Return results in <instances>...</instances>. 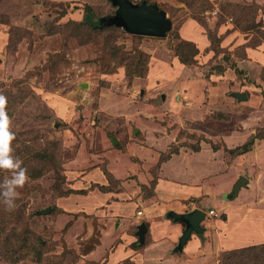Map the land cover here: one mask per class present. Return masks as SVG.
Segmentation results:
<instances>
[{
    "label": "rangeland",
    "instance_id": "374dc122",
    "mask_svg": "<svg viewBox=\"0 0 264 264\" xmlns=\"http://www.w3.org/2000/svg\"><path fill=\"white\" fill-rule=\"evenodd\" d=\"M149 1L172 21L165 37L111 23L113 0H0V94L29 177L14 211L0 203V264H264V138L231 153L264 133V0ZM193 172L197 207L215 212L206 252L175 262L165 239L118 252L167 220ZM241 175L240 199L214 203Z\"/></svg>",
    "mask_w": 264,
    "mask_h": 264
},
{
    "label": "crops",
    "instance_id": "0c3cea01",
    "mask_svg": "<svg viewBox=\"0 0 264 264\" xmlns=\"http://www.w3.org/2000/svg\"><path fill=\"white\" fill-rule=\"evenodd\" d=\"M238 147H240V146L238 145V146H236L233 149H236ZM252 151H249L248 153H251ZM246 154L247 153L242 154V156H244ZM237 155H239V154H237ZM193 158L196 159V156L193 157ZM193 165L196 166V167H199V166L195 165L194 163L192 164V166ZM193 173L194 174L192 175V177H193L192 179H190V180L188 179V181H187L186 180L187 178L181 177L178 180L179 181L181 180L182 182H176V183H174L176 186H178L180 188L179 192L181 194L178 195L177 198L178 199H182L183 201L182 200H177V202H175L174 204H170L166 208L167 213L170 212V211H175V212H178V213H184V212L193 211V210H195V209L198 208L197 206H199L198 205L199 203L196 202L195 199L200 194L207 193L206 187H203L204 185L202 184L203 183V178L202 177H205V175L204 174L201 175V173H197V172H193ZM242 177L246 178L247 181L238 190V192H237L236 196L234 197V199L233 198H228L227 197V194L233 192V188H234L235 184ZM160 185L161 184H159V186L157 187V193L158 194H160V191H159L160 190ZM180 185L182 187H183V185H188V186H192V188H189V189H187L186 187L181 188ZM248 185H249V178L247 176L241 175V176H239V178L232 185L231 191H229L228 193H226V195L223 198L218 197V199H216L215 196H211V198H213L214 203L217 200H222L223 199L225 201V203L223 204V206H225V208H227L228 206L230 207L231 206V203L234 200L240 199L239 196L242 194L243 189L248 188ZM188 199L190 201V203H189L190 205H187L186 204V202H187ZM230 199H232V200H230ZM202 208H203L202 210H205V212L207 214L208 211H206V207L204 206ZM199 209H201V208H199ZM221 209H223V207L222 208L220 207L219 211ZM138 212H136L134 218L135 217L136 218H141L142 217L143 211H141L142 212L141 215H139ZM122 214H123V207L121 209L116 210V213L114 212V215L117 216V217L123 216ZM208 216L209 215H206V219L202 222V226L204 225V223H205V225H209V223L207 222ZM136 218H135V220H137ZM166 218H167V220H159V221H157L155 219H152V222L148 221V222H150V225H148L147 223H145L146 226H147V229H148V231L146 233V236H147V234H148V236H147V238L145 237V239H147L146 240V243H145V240L143 242H141L139 240V237L137 236L138 240H133V242L129 244V245H133V246L129 247L126 244V242H125V240H127V239L123 237L124 243H120V245L118 247V252L121 250L123 253H126L128 250H131V253L130 254L132 255V251H134V249L138 250L139 248L140 249L141 248H143V249H146L147 248L146 250H154V249H157L158 247L162 246V243H165V242H162L163 239L169 241L171 243V246H169V249H173L170 253H166L165 252L164 256H166V255L172 256V258H174L173 261H175V262L177 261V259L175 258L176 257V254H179L180 257L182 259H184V258H188V257H194L195 255H197L198 252H201V253L206 252V250L209 248L208 247L209 242L206 240L207 237H206L205 233H204V236H205V239L204 240H202L196 234H193L192 237L188 240V242L184 246V248L182 249V251L177 250L178 243H179V239L182 236L183 231L185 230L184 229L185 228V225L182 222H175L172 218L168 217L167 214H166ZM125 219H127V218H123L122 217V219H120V220L122 222H124V225H128V222H130V218L127 219V220H125ZM137 227H139V226L137 225ZM203 227L205 228V226H203ZM163 230H165V232L164 233H161ZM205 232H206V228H205ZM166 234H167V236H166ZM128 237H130V236L128 235L127 238ZM173 239H174V241H173ZM135 243H137V245H134ZM152 246H154V247L151 248ZM133 247H134V249H133ZM148 248H151V249H148ZM130 254H128V255H130ZM124 255H127V254H124Z\"/></svg>",
    "mask_w": 264,
    "mask_h": 264
},
{
    "label": "water",
    "instance_id": "95a60500",
    "mask_svg": "<svg viewBox=\"0 0 264 264\" xmlns=\"http://www.w3.org/2000/svg\"><path fill=\"white\" fill-rule=\"evenodd\" d=\"M113 2L119 8L116 11V16L110 19L111 23L123 27L129 33L142 36L165 37L172 28V21L168 18L166 11L161 9L156 3L148 4L146 1L134 3L132 0H113ZM237 97L239 100L247 98L244 94H239ZM246 181L247 179L242 177L236 186L241 188ZM236 186L234 190L237 189ZM49 211L50 209H47L43 213ZM167 216L175 222H182L185 225V230L179 239L177 250L182 251L193 234H196L202 240L205 239V228L202 226V222L206 219V212L204 210L197 208L184 213L170 211L167 213ZM147 231L145 223L139 225L137 236L141 242L145 240Z\"/></svg>",
    "mask_w": 264,
    "mask_h": 264
},
{
    "label": "clouds",
    "instance_id": "9594fccd",
    "mask_svg": "<svg viewBox=\"0 0 264 264\" xmlns=\"http://www.w3.org/2000/svg\"><path fill=\"white\" fill-rule=\"evenodd\" d=\"M8 100L0 94V171L10 175L0 182V203L6 211H14L19 196L18 189H23L28 182L27 169L23 161L14 155L13 142L15 133L12 131V121L7 111ZM207 215V214H206Z\"/></svg>",
    "mask_w": 264,
    "mask_h": 264
},
{
    "label": "trees",
    "instance_id": "16d2710c",
    "mask_svg": "<svg viewBox=\"0 0 264 264\" xmlns=\"http://www.w3.org/2000/svg\"><path fill=\"white\" fill-rule=\"evenodd\" d=\"M144 1H146L148 4H154V3H151L149 0H142L141 3L144 2ZM87 12H88V14H87V20L85 22L89 26L96 28L99 25V23L94 20L93 17H94L95 14H94V12H93V10L91 9L90 6H87ZM179 60L184 65L186 64V65L191 66V65L194 64L193 63V60H189V61L185 62L180 57H179ZM259 132H261V131H259ZM263 138H264V133L263 134H260V135L259 134H256L253 137H251L246 144L241 145L240 147H238V148H236L234 150H231V153H233L235 155H237V154L242 155V154H245V153L248 154L249 151H252L253 146L255 145L256 140L257 139H263ZM197 151H199V150L197 149ZM134 245H137V243H135ZM261 245L264 246V244H261ZM256 247H258V246L257 245H254V246H249V247L242 248V249H239V250L252 249V248H256Z\"/></svg>",
    "mask_w": 264,
    "mask_h": 264
},
{
    "label": "built area",
    "instance_id": "2783aa9c",
    "mask_svg": "<svg viewBox=\"0 0 264 264\" xmlns=\"http://www.w3.org/2000/svg\"><path fill=\"white\" fill-rule=\"evenodd\" d=\"M141 213H142L141 211L138 212L139 215H141ZM214 213H215L214 211H210V212L207 213V215L211 216V215L214 214ZM216 215H217V214H216Z\"/></svg>",
    "mask_w": 264,
    "mask_h": 264
}]
</instances>
